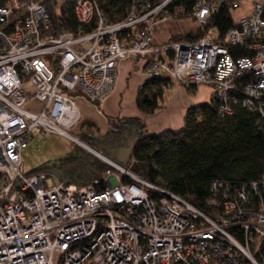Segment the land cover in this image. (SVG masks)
I'll return each instance as SVG.
<instances>
[{"label":"built area","instance_id":"obj_1","mask_svg":"<svg viewBox=\"0 0 264 264\" xmlns=\"http://www.w3.org/2000/svg\"><path fill=\"white\" fill-rule=\"evenodd\" d=\"M72 1L78 23L91 29L47 37L43 4L0 5V264H261L264 173L240 188L213 181L204 212L97 150L116 172L92 185L26 173L21 153L36 134L83 144L69 133L81 118L76 96L99 106L113 88L116 62L132 55L148 61L147 77L208 85L221 116L240 105L264 122V0H249L237 19L232 11L242 0H193L200 26L220 9L233 25L221 37L211 28L196 40L156 47L152 27L184 12L171 9L174 0H130L116 22L96 0ZM33 99L38 109L23 107Z\"/></svg>","mask_w":264,"mask_h":264},{"label":"trees","instance_id":"obj_2","mask_svg":"<svg viewBox=\"0 0 264 264\" xmlns=\"http://www.w3.org/2000/svg\"><path fill=\"white\" fill-rule=\"evenodd\" d=\"M6 1L0 0V5ZM33 1L43 4L50 16L46 27H41L42 37L56 36L62 31H88L92 27L78 23L72 0H66L57 8V0ZM159 1L161 0H155V3ZM96 2L110 22L123 19L130 8V0ZM174 5L184 8V12L177 17L191 15L193 0H174L171 9ZM231 25L232 18L225 14L224 9H220L195 32L173 35L165 43L193 41L211 28L217 29L221 37ZM170 83L168 77L147 78L136 94L138 111L151 114L161 107L163 93ZM196 87L197 84H190L185 89L193 93ZM218 106V102L212 97L207 102L189 106L184 112L183 125L179 130L149 134L138 118H108L111 128L103 134L101 140L88 135L76 137L96 150L101 149L102 154L107 157L122 135H128L129 138L135 136L133 143L124 152L125 162L126 165L130 164V170L147 183L177 194L188 204L206 212L210 209L208 200L213 197V181L240 188L258 180L264 173V122L257 112L240 105H234L231 114L221 116ZM108 138L110 142H106ZM57 168L63 182L76 185H92L112 169L77 146L76 154L60 159ZM105 186L106 183L101 181L98 188L102 190ZM256 257L264 264V241Z\"/></svg>","mask_w":264,"mask_h":264},{"label":"rangeland","instance_id":"obj_3","mask_svg":"<svg viewBox=\"0 0 264 264\" xmlns=\"http://www.w3.org/2000/svg\"><path fill=\"white\" fill-rule=\"evenodd\" d=\"M249 0H242L240 2V7L232 11V15L235 19L239 18L242 14L247 12V8L249 6ZM61 4V0H57V5L55 8H57ZM200 24L198 21L192 16V15H181L179 17L175 16L172 19L162 21L154 25L151 29V32L153 34V41L154 35L158 36L159 33H161L159 43L161 41H165L170 35H185L187 33L195 32ZM152 38H151V44H153ZM155 43V42H154ZM154 47L159 45H153ZM142 58L141 56H130L129 58L135 59V58ZM157 57V55L155 56ZM127 58V59H129ZM148 65V61H144V74L145 69ZM146 76V75H145ZM151 78V77H147ZM170 79V78H169ZM171 82L175 81L170 79ZM179 83V82H178ZM178 83L174 82L173 87H178ZM141 86V85H140ZM139 86V87H140ZM185 86L181 83H179V88H182L185 92ZM139 89V88H138ZM210 87L205 84H197V90L196 93H191L190 96L194 99V103H203L206 99H208V92L210 91ZM168 89L165 90V93ZM79 107L81 108V101L76 100ZM41 106V102L38 100H30L28 103L24 104V108L29 110H36ZM97 106V105H96ZM83 126H91V133L93 139L101 140L103 138V134L110 130V125L104 122H100L98 120L93 122H88V119H83L82 121ZM69 133L72 136H76L72 130L69 131ZM158 133V132H157ZM135 136H132V138H129L128 135H125L121 137L119 142L116 143L113 150L107 154L108 159H112L115 161L118 165L122 167H129L130 164L126 165L125 162V156L124 152L126 149L133 143V139ZM110 138L106 140V142H110ZM83 143V142H82ZM83 145V146H82ZM76 146L81 149L83 152L99 159L94 155V152L92 150H96L91 146H88L86 144L78 145L74 140L71 138H68L64 135H61L57 132H50L44 136H39L38 134L34 135L25 145V147L22 150L21 157L22 162L24 164V170L25 172H33L35 170H45L49 172H53L60 180V172L57 168L58 161L60 159L72 156L76 154ZM87 148V149H86ZM97 151H101V149H97ZM102 161V160H101ZM110 170V169H109ZM113 172H116L114 168H112ZM119 173V172H117ZM67 184H74V183H67Z\"/></svg>","mask_w":264,"mask_h":264},{"label":"crops","instance_id":"obj_4","mask_svg":"<svg viewBox=\"0 0 264 264\" xmlns=\"http://www.w3.org/2000/svg\"><path fill=\"white\" fill-rule=\"evenodd\" d=\"M160 36L161 33L158 36L154 35V39H156L153 41V34L151 33L152 45H162L173 35H170L165 41L159 43L160 38L158 37ZM145 80L144 59L136 57L135 59L118 60L116 62V78L113 88L102 99L99 106H94L84 98L76 96L75 101H81V108L77 103L81 118L72 131L77 135H88L92 137V125L83 126V119H88V122L98 120L108 124V118H138L149 134H158L164 130H179L183 125L185 110L191 105H196L194 99L190 96V92L187 90L185 92L182 88H179L177 81H173L166 88H169V90L163 93L162 106L151 114H144L136 108L135 99L139 86ZM174 82L178 83V87H173ZM196 90L193 92L194 94ZM208 94V99L205 102L211 99V89Z\"/></svg>","mask_w":264,"mask_h":264},{"label":"bare ground","instance_id":"obj_5","mask_svg":"<svg viewBox=\"0 0 264 264\" xmlns=\"http://www.w3.org/2000/svg\"><path fill=\"white\" fill-rule=\"evenodd\" d=\"M87 149V148H86ZM93 152H94V155L96 154L98 157H99V159L101 158L100 156H102V154L100 153V152H96V151H94L93 150ZM101 159H103V158H101ZM111 160V159H110ZM112 162H115V161H113L112 160ZM116 163V162H115Z\"/></svg>","mask_w":264,"mask_h":264},{"label":"water","instance_id":"obj_6","mask_svg":"<svg viewBox=\"0 0 264 264\" xmlns=\"http://www.w3.org/2000/svg\"><path fill=\"white\" fill-rule=\"evenodd\" d=\"M96 156V155H95ZM97 157V156H96Z\"/></svg>","mask_w":264,"mask_h":264}]
</instances>
